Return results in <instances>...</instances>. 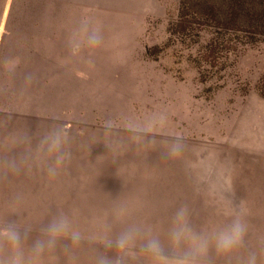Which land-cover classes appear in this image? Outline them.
Listing matches in <instances>:
<instances>
[{"label": "rangeland", "instance_id": "obj_1", "mask_svg": "<svg viewBox=\"0 0 264 264\" xmlns=\"http://www.w3.org/2000/svg\"><path fill=\"white\" fill-rule=\"evenodd\" d=\"M178 3L79 35L96 17L69 8L67 42L52 1L0 0L1 230L63 218L121 254L158 238L166 257L264 264V40L172 33ZM178 209L193 235L238 218L240 245H174Z\"/></svg>", "mask_w": 264, "mask_h": 264}, {"label": "crops", "instance_id": "obj_2", "mask_svg": "<svg viewBox=\"0 0 264 264\" xmlns=\"http://www.w3.org/2000/svg\"><path fill=\"white\" fill-rule=\"evenodd\" d=\"M54 3L55 15L60 22L63 41H70L69 8L87 10L96 21L77 34L113 32V16L146 17L163 16L167 0H47ZM79 22V21H77ZM78 26H81L80 23ZM1 31V28H0ZM82 36V35H81ZM77 36V41H94L97 36ZM100 39L102 38L99 37ZM113 198H111L112 200ZM53 218L15 217L5 230L0 229V264H153L151 254L126 250L121 254L116 246L103 247L98 239L87 233H79L68 227L55 237L48 232ZM124 226H134V221L120 219ZM4 224V223H3ZM6 229V228H4ZM15 234L16 240L10 239ZM122 249V248H120ZM166 257V256H164ZM170 261L187 260L189 264H201L193 259L166 257ZM207 264V263H205Z\"/></svg>", "mask_w": 264, "mask_h": 264}, {"label": "trees", "instance_id": "obj_3", "mask_svg": "<svg viewBox=\"0 0 264 264\" xmlns=\"http://www.w3.org/2000/svg\"><path fill=\"white\" fill-rule=\"evenodd\" d=\"M173 30L177 35H186L195 27L212 26L218 34L232 33L236 39L253 43L264 40V0H178ZM172 31V30H171ZM224 37H215L219 39Z\"/></svg>", "mask_w": 264, "mask_h": 264}, {"label": "clouds", "instance_id": "obj_4", "mask_svg": "<svg viewBox=\"0 0 264 264\" xmlns=\"http://www.w3.org/2000/svg\"><path fill=\"white\" fill-rule=\"evenodd\" d=\"M66 228V222L63 218H55L48 226V232L55 237L61 234ZM244 233V226L241 221L236 218L231 222L214 229L210 235L201 234L193 235L187 229L185 223V215L183 209H178L175 214L174 226L170 233V242L178 244L180 241L187 240L190 242L194 251L204 252L209 246L224 254L235 251L241 243ZM10 239L15 241V234L10 235ZM128 237L121 239L120 243L123 247ZM162 241L158 238H152L146 241V250L153 258V264H189L187 260L170 261L162 255Z\"/></svg>", "mask_w": 264, "mask_h": 264}]
</instances>
